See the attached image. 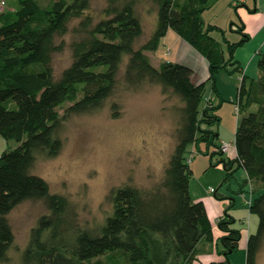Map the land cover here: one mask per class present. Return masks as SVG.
Returning a JSON list of instances; mask_svg holds the SVG:
<instances>
[{"label": "trees", "instance_id": "trees-1", "mask_svg": "<svg viewBox=\"0 0 264 264\" xmlns=\"http://www.w3.org/2000/svg\"><path fill=\"white\" fill-rule=\"evenodd\" d=\"M215 1L105 0L94 14L91 0H18L15 10L0 12V136L18 142L0 153V262L7 260L13 240L6 215L24 200H41L48 212L30 229L20 264H113L93 260L111 252H119L125 264H193L201 239L225 256L208 264H231L227 255L237 249L240 230L232 226L229 208L216 220L220 235L214 239L203 202L194 201L188 190L187 158L191 156L187 147L192 144L200 152L203 143L204 154L218 155L225 180L233 165L246 174L243 183L249 184L251 193L248 209L258 221L246 238L244 264H256L264 240V53L256 61V77L241 76L236 88L235 155L227 158L220 144L214 143L219 105L206 101L200 107V102L206 82L216 88L219 71L233 74L239 70L233 51L248 35L242 23L234 27L242 38L224 40V54L222 42L212 33L220 31L219 27L206 25L202 19L203 11ZM141 5L153 11L154 24L148 38L134 48L143 32L137 11ZM72 19H78L72 29L78 36L70 43L71 62L55 75L52 57L62 49V42L55 43V39L67 32ZM168 29L205 58V80L193 83L192 70L186 65L151 62L148 52L157 49ZM124 55L127 86L147 81L180 101L176 142L158 183L149 187L124 184L109 191L112 210L93 231L80 226L67 198L50 192L45 180L30 169L38 156L59 153L58 131L64 120L103 105L115 88ZM212 145L215 150L209 151Z\"/></svg>", "mask_w": 264, "mask_h": 264}, {"label": "rangeland", "instance_id": "rangeland-1", "mask_svg": "<svg viewBox=\"0 0 264 264\" xmlns=\"http://www.w3.org/2000/svg\"><path fill=\"white\" fill-rule=\"evenodd\" d=\"M233 1L216 0L202 13L204 24L214 23L219 27L220 31L212 33L222 42L226 55L224 40L233 42L241 39V34L234 27L241 23L244 25L245 22ZM104 2L105 0H91V12L96 14L104 6ZM13 6L18 8V0L14 1ZM244 6L253 9V0H246ZM260 10L262 8H258L259 12ZM137 11L141 17L143 32L133 44L134 48L148 38L153 20V11L147 12L142 5L138 6ZM256 20L254 18L250 22L256 24ZM77 22L78 19H72L67 32L55 39V43L62 42V49L52 57L55 75L60 74L71 62L70 43L78 36L72 29ZM252 32L247 47L260 48V32ZM126 59L124 55L116 74L115 88L103 105L92 112L71 115L64 120L58 131L61 141L59 153L49 158L38 156L30 169L31 174L45 180L50 192L67 198L80 226L93 231L112 210L107 198L109 191L124 184L149 187L158 183L176 142L180 101L170 93H163L159 85L147 81L134 87L127 86L123 79ZM223 72L226 79L234 75L221 70L216 75L217 80ZM223 84L228 87L229 82L222 83V87ZM209 91H213L210 81L205 93L208 94ZM227 96L216 110L221 117L214 143H228L226 152H231L239 113L235 111V93L232 87ZM68 104L59 108V113ZM17 145L15 140H6L0 136V152ZM192 147V144L187 147L193 162L189 177L191 198L204 202L214 227L216 218L223 215L225 208H229L228 212L234 218L233 226L240 230V238L237 249L228 258L232 259L233 264H244L245 233L248 228L254 231L258 221L257 216L248 209L251 193L248 184L243 183L245 172L233 165L231 176L225 180L226 173L222 163L217 162L218 155L210 158L209 154H204L203 143L200 152ZM208 150L214 151L215 147L212 145ZM208 187H212L215 194L208 192ZM47 212L41 200H24L6 215L13 240L7 251V260L0 264H20V252L28 242L30 229ZM203 243L211 244L204 240ZM212 249L216 251L215 248ZM208 255L213 256L211 252ZM95 259L104 263L125 264L119 252L105 253L93 260ZM256 264H264V240L257 254Z\"/></svg>", "mask_w": 264, "mask_h": 264}, {"label": "crops", "instance_id": "crops-1", "mask_svg": "<svg viewBox=\"0 0 264 264\" xmlns=\"http://www.w3.org/2000/svg\"><path fill=\"white\" fill-rule=\"evenodd\" d=\"M0 1H3V13L11 12L15 10V7L13 6L15 0H0ZM233 2L237 6L238 13L243 17V22L245 21L243 25L244 26L243 33L248 35V39L245 42H243L240 46L236 47L235 50L233 51V60L235 61L236 64L239 65V70L237 72H234L233 73L234 75L231 76V78L229 79H226V77H224L225 76L224 72L220 73V79H218L220 81H218L217 79L215 80L216 88L214 89L212 87L213 91H209L208 94L205 93L206 86L208 83L206 82L205 87H204V98L200 102V107H203L206 101L211 103L213 106L219 105L220 107L222 105L221 104L222 101L227 99L226 98L228 97L227 94L228 95L230 94V87H232V89H234V93H236V88L239 84V80L241 76L255 78L257 75L256 61L258 57L260 56V54L264 53V0H253L254 8L252 10L244 6V3H246V0H234ZM258 8L260 9L262 8V10H260L259 12ZM254 18H257L256 24H253L250 22V20H253ZM153 24H154V18L152 20V26ZM211 24H214V23H211ZM251 32L252 33L260 32L259 40L262 41V45L260 48L258 47L252 48L251 46L247 47L250 44V38H252ZM235 41L236 40H234V42ZM243 48H246V49H243ZM148 55H149L150 60L153 62V64H157L161 61H170V62H177V63L190 67L192 70L191 81L195 84L205 80L208 76L207 62L205 58L201 54H199L192 46H190L187 42H185L172 29H168L165 32L164 36L160 38L157 49L153 52H148ZM233 67H235V64L233 66H230L228 69H232ZM226 81L229 82L228 87L224 86V84L222 87L221 84ZM216 82L218 84L217 86H216ZM219 83L221 84L219 85ZM235 109H236V106H235ZM235 111L237 112V109ZM215 113L219 116V118L221 117L220 114L217 113V111ZM236 124L237 122L235 123V126ZM200 146L201 144L199 145V149H200ZM192 148L196 150L194 146ZM226 153H224L223 156L226 154L225 156L227 158L234 157L235 155L234 147L231 152H226ZM187 156L189 157L188 154ZM192 163L193 162H191V157H189L188 165L190 169H191ZM188 190H189V184H188ZM213 193H215V191ZM197 199L198 198L194 199V201H196ZM250 200L251 198L249 199V201ZM204 207H205V204H204ZM205 210H206V207H205ZM207 216L212 224V234H213V238L215 239L217 236L220 235V231L216 227V222H215V227H214L213 222L211 218L209 217L208 213H207ZM244 220L241 222H244ZM249 224H250V221H249ZM252 231L253 230H250V228H248L245 233V246H246L247 235L249 232H252ZM242 244L244 245V243ZM197 246L199 248L197 247L196 258L194 259L193 264H208L209 262H218V261H222L225 259V256L223 254H219L217 251L215 252L213 251L214 250L212 249L214 248L213 243L205 244L203 243V239H201L198 242ZM209 252H211L213 256L208 255ZM228 255H227V258H228ZM228 260L230 261L231 264L234 263L232 262L231 258L230 259L228 258Z\"/></svg>", "mask_w": 264, "mask_h": 264}, {"label": "built area", "instance_id": "built-area-1", "mask_svg": "<svg viewBox=\"0 0 264 264\" xmlns=\"http://www.w3.org/2000/svg\"><path fill=\"white\" fill-rule=\"evenodd\" d=\"M3 10V1H0V12ZM229 148V144L222 142L220 143V151L221 152H226ZM187 161H189V158H187ZM208 191L210 193H213L215 190L212 187H208Z\"/></svg>", "mask_w": 264, "mask_h": 264}]
</instances>
